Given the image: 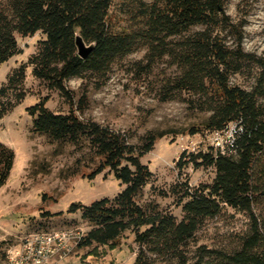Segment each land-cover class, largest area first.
Segmentation results:
<instances>
[{
	"label": "trees",
	"instance_id": "16d2710c",
	"mask_svg": "<svg viewBox=\"0 0 264 264\" xmlns=\"http://www.w3.org/2000/svg\"><path fill=\"white\" fill-rule=\"evenodd\" d=\"M116 1L0 0V66L22 53L18 38L45 36L37 53L0 88V120L26 99L23 86L27 69L32 68L37 80L59 91L71 106L69 114H55L46 107L45 98L28 108L33 133L88 149L97 161L89 179L107 171L124 187L113 199L71 204L68 213L80 212L90 227L78 249L115 250L129 233L139 249L135 264H153L157 259L176 264H264V214L257 211L264 204V105L260 103L264 61L243 50L242 26L232 24L225 14L224 0H120L117 6ZM120 15L129 17L128 26H122ZM227 32L236 38L234 46L223 36ZM78 36L94 47L86 60L78 54ZM142 48L147 50L145 73L164 58L177 70L165 86L167 99L187 94L201 112L210 114L192 134L221 133L235 126L227 149L210 147L207 152L181 155V169L192 165L216 171L210 185L172 188L182 206L181 221L158 205L143 207L138 202L154 178L142 159L169 133L149 134L135 146L125 133L81 119L77 113H85L87 100L84 96L76 103L67 88L69 80L88 74L106 80L117 60ZM244 63L261 69L253 91L231 83ZM15 158V152L0 142V190L10 178ZM227 207L252 221L241 250L227 254L201 248L192 260L187 246L207 219L218 217Z\"/></svg>",
	"mask_w": 264,
	"mask_h": 264
},
{
	"label": "rangeland",
	"instance_id": "374dc122",
	"mask_svg": "<svg viewBox=\"0 0 264 264\" xmlns=\"http://www.w3.org/2000/svg\"><path fill=\"white\" fill-rule=\"evenodd\" d=\"M119 4L117 0L115 5ZM224 11L232 24L242 26L243 50L264 61V0H224ZM120 19L122 26L130 24L128 16L120 15ZM223 36L228 45H235L234 35L227 32ZM44 40L42 33L18 38L22 53L0 66V88L16 69L28 63ZM146 54V48H142L117 60L106 80L88 74L69 80L67 88L76 103L84 96L87 100L85 113H77L81 119H91L125 133L135 146L142 145L149 134L169 133L142 159L154 178L138 202L143 207L158 205L181 221L182 206L178 205L172 188L189 184L195 189L212 184L216 177L214 168L196 169L192 165L179 168L181 155L207 152L210 147L227 149L235 126L221 133L192 134L193 130L202 128L210 114L201 112L187 94L167 99L165 86L176 76L177 70L164 58L157 61L150 73H145ZM260 72L257 64L244 63L243 71L234 75L231 83L253 91ZM23 90L27 93L26 99L0 120V142L16 156L10 178L0 190V264H7L9 248L26 235L63 230H80L87 234L90 227L82 221L81 213H68L71 204L90 205L105 198L113 199L124 189L107 171L94 180L89 179L97 161L88 149L54 143L46 136L33 133V119L27 109L41 100L48 98L46 107L55 114L70 113L71 106L59 91L50 90L45 82L37 80L32 68L27 69ZM260 103L264 105V97L260 98ZM257 211L264 214V204ZM47 212L52 216L46 217ZM251 224L247 214L227 207L221 215L203 223L187 246L188 256L194 260L201 248L227 254L241 250ZM138 253L134 236L128 233L115 250L75 247L69 257L52 264H135ZM153 264L176 262L157 259Z\"/></svg>",
	"mask_w": 264,
	"mask_h": 264
},
{
	"label": "built area",
	"instance_id": "2783aa9c",
	"mask_svg": "<svg viewBox=\"0 0 264 264\" xmlns=\"http://www.w3.org/2000/svg\"><path fill=\"white\" fill-rule=\"evenodd\" d=\"M233 135L230 136V142ZM84 237L80 230L38 232L24 236L9 248L7 264H52L70 256Z\"/></svg>",
	"mask_w": 264,
	"mask_h": 264
},
{
	"label": "water",
	"instance_id": "95a60500",
	"mask_svg": "<svg viewBox=\"0 0 264 264\" xmlns=\"http://www.w3.org/2000/svg\"><path fill=\"white\" fill-rule=\"evenodd\" d=\"M76 45L79 56L84 60L88 59L94 50L93 46L86 45V43L79 36L77 37Z\"/></svg>",
	"mask_w": 264,
	"mask_h": 264
}]
</instances>
